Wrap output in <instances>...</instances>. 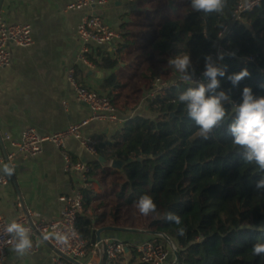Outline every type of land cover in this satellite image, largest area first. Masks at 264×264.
<instances>
[{
    "label": "trees",
    "instance_id": "1",
    "mask_svg": "<svg viewBox=\"0 0 264 264\" xmlns=\"http://www.w3.org/2000/svg\"><path fill=\"white\" fill-rule=\"evenodd\" d=\"M239 0H228L221 14L195 12L189 0H139L145 8L141 23L122 26L123 40L115 55L101 46L87 55L92 64L106 70L118 69L121 62L136 70L135 77L123 79L119 70L107 75L103 89L121 115L136 111L145 101L150 115L129 118L113 136L100 138L98 156L89 163L90 181L84 189L83 211L76 219L81 236L90 244L97 230L115 226L145 230L150 240L167 244L172 239L178 250L177 264H264L254 256L252 246L264 242V192L255 190L261 175L255 164L245 163L243 149L232 142L227 131L231 120L205 140L195 122L188 118L177 97L194 85L180 81L147 99L152 84L182 77L168 65L171 57L190 53L199 77L204 57L217 52L218 43L235 57L225 56L227 74L221 88L231 90L235 103L242 102L243 88L264 95V0L231 25ZM230 32L218 39L222 26ZM101 55V60L94 59ZM134 55V56H133ZM135 57L140 59L136 63ZM253 57V61L243 58ZM247 68L250 77L233 87L227 75ZM231 115V105H226ZM134 162L121 173L109 166L112 159ZM148 194L156 212L142 215L134 202ZM172 213L180 223L169 220ZM183 230V235L180 231ZM65 264H72L65 261ZM102 264H146L134 246L126 256Z\"/></svg>",
    "mask_w": 264,
    "mask_h": 264
},
{
    "label": "crops",
    "instance_id": "2",
    "mask_svg": "<svg viewBox=\"0 0 264 264\" xmlns=\"http://www.w3.org/2000/svg\"><path fill=\"white\" fill-rule=\"evenodd\" d=\"M74 1L0 0V16L8 22L31 24L34 38V43L28 47L11 44L12 63L0 69V156L14 150L9 141L3 140L4 133L18 138L28 127H34L40 133H51L90 116L89 108L76 100L74 89L67 80L69 67L74 66L79 83L102 93H106L102 87L104 79L117 70H106L88 60H77L81 46L77 27L84 15L95 12L111 26L122 30L123 24L133 21V15L141 9L139 0H110L103 6L69 10L67 7ZM94 48L97 47L92 46L89 54ZM101 49L113 56L116 53L110 45L101 46ZM93 58L100 61L101 55ZM138 114L151 116L147 102L122 116L129 119ZM121 127L94 120L84 127V132L99 139L109 138ZM66 145L74 162L89 165L99 159L98 154L87 153L73 137L67 138ZM6 168L11 172L5 171ZM53 168L58 169V174L48 176L45 171ZM1 169L9 177V183L0 186V211L9 219L18 216L17 203L20 200L39 212L43 219H54L62 210L59 196L71 192L73 186L80 183L78 173L74 169L66 171L61 152L51 145H46L44 152L37 157L17 154L13 165L4 162ZM102 237L135 245L150 239V233L138 229L105 231ZM165 240L166 247L172 251L167 264H177V245L172 240L173 249L171 239ZM33 245H36L35 250L23 256H18L13 248L6 264H56L54 252L47 242L40 240ZM104 260L106 258H99L93 263L102 264Z\"/></svg>",
    "mask_w": 264,
    "mask_h": 264
},
{
    "label": "built area",
    "instance_id": "3",
    "mask_svg": "<svg viewBox=\"0 0 264 264\" xmlns=\"http://www.w3.org/2000/svg\"><path fill=\"white\" fill-rule=\"evenodd\" d=\"M109 1L75 0L67 8L69 10L93 8L106 5ZM261 1L239 0L231 18V25L240 21L245 11L252 10ZM231 25L226 27V30L224 29L223 37L230 32ZM77 35L81 43L80 50L77 54L78 61L87 60V55L92 46L105 47L110 45L111 49L116 52L123 40L122 30L111 26L101 15L95 12H91L82 17L77 27ZM33 43L34 38L31 24L25 22H8L0 16V69H5L12 63V56L9 49L11 44L18 47H28ZM218 51L230 53V51L225 50L219 43L217 46ZM243 59L246 62L254 60L253 57H245ZM202 73L194 79L198 82L202 81ZM67 80L74 89L76 100L89 108L90 116L79 123L71 124L65 129L51 133H40L34 127L24 129L18 138H13L10 133H4L3 140L9 141L14 147V150L0 156V186L9 183V177L1 169L4 162L13 165L17 154L37 157L44 152L46 145H51L61 152L65 160L66 171L74 169L79 175L80 183L74 185L71 192L62 193L59 196V200L62 203V210L54 219H43L39 212L27 207L21 200L17 203L19 214L15 219L7 218L0 211V264H6L10 252L14 248V241L6 231L7 225L13 220L30 228V236L33 242L44 240L51 246L56 264H65V261H69L72 264H94L93 262L99 258L100 260L102 258H106L107 260L118 259L126 256V253L130 251V246L135 247L139 259L146 264H167L172 251L161 242L147 239L132 245L119 239L102 238V240H96L94 244H90L78 231L76 219L83 211V191L89 186L90 168L87 163L72 161L66 150V140L69 137H73L79 141L81 147L87 153L97 155L100 139L85 134L84 127L94 120L110 122L121 127L127 119L123 118L105 93L79 83L74 66L68 68ZM180 81L193 85L192 82L186 81L182 77L174 79L171 82L157 79L152 84V91L147 99H154L163 89L176 86ZM58 172L57 168H53L51 171H45L48 176H56ZM170 241L173 249H175L172 239ZM35 246L33 245L32 251L35 250Z\"/></svg>",
    "mask_w": 264,
    "mask_h": 264
},
{
    "label": "clouds",
    "instance_id": "4",
    "mask_svg": "<svg viewBox=\"0 0 264 264\" xmlns=\"http://www.w3.org/2000/svg\"><path fill=\"white\" fill-rule=\"evenodd\" d=\"M190 7L195 12L205 14H221L227 6L228 0H189ZM225 29V26H222ZM226 30V29H225ZM223 31L218 39H223ZM235 52L225 53L218 51L215 58L212 55L204 57L203 80L196 81V67L190 53H184L168 60V65L174 67L182 78L190 81L194 86L180 93L177 97L179 103L185 106L188 118L193 120L199 129V135L207 140L210 134L222 127L226 120H231L227 131L232 137V142L243 151L239 154L247 164H255L261 174L255 182V190L264 192V95L254 94L251 87H244L242 102L235 103L231 97V90L221 88V80L227 74V65L222 61L225 56L235 57ZM250 77V72L245 67L238 73L227 75L233 87L240 81ZM206 81V82H204ZM264 90V84L259 86ZM226 105H231V115ZM5 171L11 172L6 168ZM134 207L148 216L156 212V204L152 196L145 194L134 202ZM169 220L180 223V218L172 213L168 214ZM264 228V225L261 226ZM14 241V251L18 256L26 255L33 247L30 228L13 220L7 225ZM183 235V230L180 231ZM254 256L264 257V242H257L252 246Z\"/></svg>",
    "mask_w": 264,
    "mask_h": 264
},
{
    "label": "water",
    "instance_id": "5",
    "mask_svg": "<svg viewBox=\"0 0 264 264\" xmlns=\"http://www.w3.org/2000/svg\"><path fill=\"white\" fill-rule=\"evenodd\" d=\"M104 47V46H103ZM100 161H102L103 163H108V161L103 158V157H100L99 158ZM134 162V159L130 158L128 160H123V159H120V158H115V159H112L109 163V166L112 168V169H115L121 173H124L125 172V167ZM130 230H133L131 228H124V227H115V226H107V227H102L100 228L98 231H97V240L100 241L102 240V233L105 232V231H130ZM163 237L167 238V239H170L168 238V236L166 235H162ZM128 250V249H127ZM175 254L178 256V250L175 249ZM70 260V259H69ZM72 261V260H70Z\"/></svg>",
    "mask_w": 264,
    "mask_h": 264
},
{
    "label": "rangeland",
    "instance_id": "6",
    "mask_svg": "<svg viewBox=\"0 0 264 264\" xmlns=\"http://www.w3.org/2000/svg\"><path fill=\"white\" fill-rule=\"evenodd\" d=\"M139 5L142 6L143 8H145V4H139ZM144 17H145L144 13L141 14L139 12H135V14L133 15V20L141 23L140 21H142L144 19ZM134 60L136 61V63L140 61V59H138L137 57H135ZM117 71L119 72V74H121L123 79H126V78L129 79V78L135 77V75H136V70L133 67H127L124 64V62H121V65L118 67ZM138 230H140V229H138ZM137 243H139V242H137ZM172 258L173 257H171V259Z\"/></svg>",
    "mask_w": 264,
    "mask_h": 264
}]
</instances>
